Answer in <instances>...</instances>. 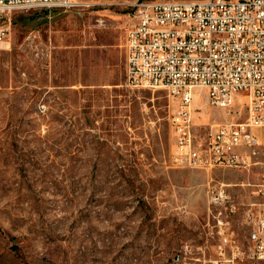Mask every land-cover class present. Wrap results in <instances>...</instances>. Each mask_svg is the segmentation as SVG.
Returning <instances> with one entry per match:
<instances>
[{
  "label": "rangeland",
  "instance_id": "obj_1",
  "mask_svg": "<svg viewBox=\"0 0 264 264\" xmlns=\"http://www.w3.org/2000/svg\"><path fill=\"white\" fill-rule=\"evenodd\" d=\"M80 1L90 6L0 14L10 25L0 43V264H189L176 257L203 241L208 183L234 184L241 205L264 167H178L176 103L163 89L125 85L138 0ZM193 108L198 143L233 116L204 98ZM232 230L245 251L242 211Z\"/></svg>",
  "mask_w": 264,
  "mask_h": 264
},
{
  "label": "built area",
  "instance_id": "obj_2",
  "mask_svg": "<svg viewBox=\"0 0 264 264\" xmlns=\"http://www.w3.org/2000/svg\"><path fill=\"white\" fill-rule=\"evenodd\" d=\"M36 6L83 10L90 5L80 0H0V14ZM9 29L0 24V43ZM125 51V85L163 89L176 103L170 115V150L178 167H264V0H138L131 7ZM201 98L233 116L213 123L207 139L198 143L193 105ZM242 113L244 118L236 119ZM232 185L208 183L203 241L196 251L186 244L176 260L184 254L189 264H264V173L253 185L254 198L241 205ZM240 211L247 229L245 251L232 230Z\"/></svg>",
  "mask_w": 264,
  "mask_h": 264
},
{
  "label": "crops",
  "instance_id": "obj_3",
  "mask_svg": "<svg viewBox=\"0 0 264 264\" xmlns=\"http://www.w3.org/2000/svg\"><path fill=\"white\" fill-rule=\"evenodd\" d=\"M130 20V13H129V17H128V22ZM127 29H128V26H127ZM126 34H127V31H126ZM125 42H126V35H125V40H124V51H125ZM125 57H126V51H125Z\"/></svg>",
  "mask_w": 264,
  "mask_h": 264
}]
</instances>
